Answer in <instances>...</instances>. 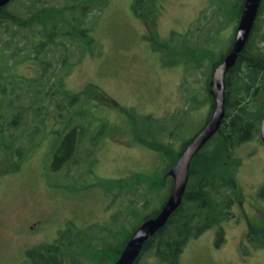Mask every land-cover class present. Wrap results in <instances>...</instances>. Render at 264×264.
<instances>
[{
  "label": "trees",
  "instance_id": "16d2710c",
  "mask_svg": "<svg viewBox=\"0 0 264 264\" xmlns=\"http://www.w3.org/2000/svg\"><path fill=\"white\" fill-rule=\"evenodd\" d=\"M158 1L133 0L132 10L138 16L150 19ZM244 2L230 1L224 11L214 12L212 19L215 25L205 32L201 41L195 33L198 26H202L201 19H196L178 49L174 48L182 55L195 59L199 68L200 57L208 60L203 99L193 94L189 98L188 94L185 97L187 108L182 113L175 112L161 118L152 114L136 115L131 112L132 108L124 109L132 138L158 152L163 167L158 175L138 172L131 175L130 179L137 186L133 185L121 194V201L126 199L127 206L119 211V216L121 220L142 217L137 198L143 197L149 207L153 195L164 190L165 196L159 208L144 214L131 230L124 224H117V219L113 220L112 216L107 222L88 226L83 233L76 231L68 242L63 240V245H60V239L64 238V233L60 230L53 241L26 249L25 264H47L49 257H58L61 251L77 247H82L87 254L69 253L64 258V264H114L134 230L144 220L157 215L173 187L169 173L171 168L211 116V74L232 46ZM107 5V0H11L0 8V154L5 173L20 169L38 148L43 140H35L36 135L47 137L52 134L57 138L53 151L58 161L55 169L63 170L67 177L73 176L72 165L79 160V153L85 151L90 157L92 150L100 146L108 121L101 113L97 116L95 107L88 104L86 90L70 92L65 79L88 51L92 53V46H98L94 26L97 16ZM231 24L234 26L228 44L214 51L220 32L230 28ZM174 49L171 51L175 54ZM26 60L39 63L37 76L26 77L18 72L19 63ZM91 96L108 101L102 93ZM206 103L208 110L203 125L194 136L183 140L175 148L174 138L178 136L177 131L183 126L189 111L199 110ZM263 118L264 0H261L245 47L225 76V113L221 125L191 159L181 203L165 225L148 237L134 264H152L153 261L156 264H179L188 241L214 227H217V241L224 239L222 224L243 199L236 180L240 160L235 151L247 141H261L260 122ZM52 124L61 129L52 130ZM96 161L94 158L91 163ZM115 181L120 185L125 180L120 178ZM53 187L58 185L53 184ZM257 196L264 201V185ZM261 232L264 237V231ZM261 245L264 247L263 242Z\"/></svg>",
  "mask_w": 264,
  "mask_h": 264
},
{
  "label": "rangeland",
  "instance_id": "374dc122",
  "mask_svg": "<svg viewBox=\"0 0 264 264\" xmlns=\"http://www.w3.org/2000/svg\"><path fill=\"white\" fill-rule=\"evenodd\" d=\"M107 1L93 31L100 47L92 46V53L88 51L74 66L65 85L70 92L86 90L88 104L95 107L97 116L101 113L105 117L108 127L100 146L92 150L90 157L85 151L79 153V160L72 165V177L55 169L58 161L53 151L57 138L52 134L36 135L35 140L43 141L16 171L4 172L0 154V172L3 171L0 174V264H25L26 249L53 241L60 230L64 233L60 239L63 245V240L68 242L76 231L83 233L88 226L107 222L112 216L117 224L131 230L144 214L159 208L165 196L164 190L155 193L149 207L143 197H138L140 218L121 220L119 216V211L127 206L126 199L122 202L120 196L135 183L131 175L136 172L158 175L163 167L158 152L132 138L124 109L132 108L136 115L161 118L182 113L187 108L188 94L189 98L193 94L203 99L208 60L200 57L199 68L195 59L174 48L178 49L188 28L198 18L202 26L194 32L201 41L205 32L215 25L212 14L224 11L234 0H159L150 19L134 13L133 0ZM233 26L220 32L214 51L228 44ZM39 67L36 60H26L17 68L20 74L34 77L39 74ZM97 92L108 101L97 100L94 96ZM207 110L208 103L199 110L189 111L174 138L175 148L194 136L205 122ZM51 129L61 127L54 124ZM263 142L254 139L236 148L240 160L236 180L243 199L232 210L233 216L229 215L222 224L224 239L217 241V227L205 231L188 241L179 264H264L261 245L264 237L260 235L264 231V201L257 196L264 185ZM94 158L97 161L92 164ZM120 178L125 181L119 185L115 180ZM35 222H38L35 229L28 227ZM69 253L86 255L87 251L82 247L67 249L58 257H49L47 264H64Z\"/></svg>",
  "mask_w": 264,
  "mask_h": 264
},
{
  "label": "water",
  "instance_id": "95a60500",
  "mask_svg": "<svg viewBox=\"0 0 264 264\" xmlns=\"http://www.w3.org/2000/svg\"><path fill=\"white\" fill-rule=\"evenodd\" d=\"M10 1L0 0V8L6 6ZM260 2L261 0H245L244 2L234 32L232 46L222 61L214 67L209 81V94L213 99V111L208 121L191 139L176 164L171 168L169 173L173 179V187L169 197L157 215L144 220L134 230L114 264H134L148 237L165 225L169 216L181 203L188 181L191 159L221 125L225 113V76L235 64L238 53L245 47L252 31ZM260 138L264 141V118L260 122Z\"/></svg>",
  "mask_w": 264,
  "mask_h": 264
},
{
  "label": "flooded vegetation",
  "instance_id": "af4514ba",
  "mask_svg": "<svg viewBox=\"0 0 264 264\" xmlns=\"http://www.w3.org/2000/svg\"><path fill=\"white\" fill-rule=\"evenodd\" d=\"M141 17H142V15H141ZM153 24V22H151V25ZM146 29H148V24L146 25ZM37 223L38 222H35L34 224H29V226L28 227H30L31 229H35V226L37 225ZM40 223H42V222H40Z\"/></svg>",
  "mask_w": 264,
  "mask_h": 264
}]
</instances>
